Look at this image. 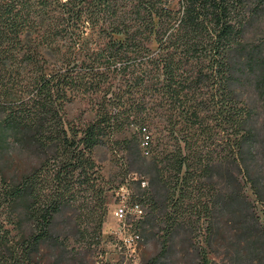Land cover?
I'll use <instances>...</instances> for the list:
<instances>
[{
	"label": "trees",
	"instance_id": "obj_1",
	"mask_svg": "<svg viewBox=\"0 0 264 264\" xmlns=\"http://www.w3.org/2000/svg\"><path fill=\"white\" fill-rule=\"evenodd\" d=\"M262 16L264 0H0V248L10 252L0 264H36L42 244L65 245L57 218L102 207L114 188H134L140 219L152 204L167 215L173 247L187 203L199 216L238 211L241 174L264 201V140L246 90L253 74L264 83V44L248 37ZM244 203L237 232L220 223L213 238L242 232L237 264H262L264 232ZM104 216L91 219L95 243ZM65 220L87 232L81 215Z\"/></svg>",
	"mask_w": 264,
	"mask_h": 264
},
{
	"label": "rangeland",
	"instance_id": "obj_2",
	"mask_svg": "<svg viewBox=\"0 0 264 264\" xmlns=\"http://www.w3.org/2000/svg\"><path fill=\"white\" fill-rule=\"evenodd\" d=\"M248 37L256 43L264 44V16L255 20L249 28ZM246 90L248 91L249 99H255L251 100V103L257 106L256 128L259 136H262L264 140V83L257 81L253 74L251 79H249ZM84 109L83 103H76L69 107L70 112L75 115L80 114ZM262 157H264L263 153ZM105 170L109 179H116V174L119 172L117 165L111 166L109 164ZM137 177L138 175H134L135 179ZM239 181L241 183V186H238L239 202L243 201V203H238L234 207L238 211H227L221 219L215 211L213 213L218 216L213 213L208 216H206V213H201L199 216L196 207H191L192 205H189V203L185 205V211L178 220L180 225L175 233V236L178 237L175 247L172 245L171 237L168 238L167 236L171 223L167 215L165 216L160 210H154L153 204L144 206L145 215L142 219H140L141 217L130 218L129 222H127L135 228L138 224L137 226L142 233V239L137 245L134 257L130 256L129 249L120 248L121 240L116 233L120 222L114 216L117 204L122 201L129 202L134 188L128 186L129 191L126 188H121L120 190L118 188L111 189L107 192L105 204L102 207H93L91 202L89 209L85 212L77 210L74 213V211L70 210L66 213L65 218L71 216L74 218L77 214L78 217L81 215L84 222L83 226L88 228L84 235L77 234L73 227L65 229L69 219L66 221L65 218H57L55 230L59 235V241L65 245H57L56 242L49 240L48 243L42 244L40 251H35L33 254L34 261L36 264H38L37 261H40V264H203L204 256L207 255L210 261L209 264H237V242L245 240L247 237L242 235L241 232L233 242L220 243L216 238H213V234L218 230V225L222 223L228 233L231 231L237 232L238 219L236 217L241 216V207L248 209V206L244 203L247 197L253 203L254 208L251 213L247 210L249 219L250 214L256 212L259 218L258 225L264 232V201L256 197L250 184L246 182V178L242 174L239 176ZM262 187L264 189V183H262ZM222 188V192L225 193L227 189L232 191L231 188L233 189V186L230 187L229 185V188L226 189L224 183ZM80 200L84 201L83 192ZM92 211H95V214L104 213L105 215L99 243H95L98 241L93 238L94 224L91 223V219L95 214ZM11 220L10 213L4 210L1 215V221L6 227L12 228ZM27 224V222H22L23 229H27ZM16 234V231L13 232L12 236L14 238L11 242L15 247L21 248L26 241ZM166 239L168 243H166ZM250 253L253 255L252 252ZM0 257V262H6V259L10 258L8 249L1 247ZM251 257L253 258V256ZM259 262L260 260L257 259L253 264H261ZM262 264H264V261Z\"/></svg>",
	"mask_w": 264,
	"mask_h": 264
},
{
	"label": "built area",
	"instance_id": "obj_3",
	"mask_svg": "<svg viewBox=\"0 0 264 264\" xmlns=\"http://www.w3.org/2000/svg\"><path fill=\"white\" fill-rule=\"evenodd\" d=\"M145 185V183H144ZM124 189V188H122ZM143 214V209L140 204H131L127 201H122L117 204L114 210L115 218L120 222L117 234L121 240V247L130 250V256L134 257L137 250V245L141 241L139 231L129 222L130 218H138ZM99 264V263H96Z\"/></svg>",
	"mask_w": 264,
	"mask_h": 264
}]
</instances>
